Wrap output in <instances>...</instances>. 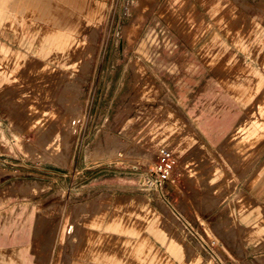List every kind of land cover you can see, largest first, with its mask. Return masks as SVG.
<instances>
[{"label":"rangeland","instance_id":"374dc122","mask_svg":"<svg viewBox=\"0 0 264 264\" xmlns=\"http://www.w3.org/2000/svg\"><path fill=\"white\" fill-rule=\"evenodd\" d=\"M44 1L0 0V264H140L145 236L171 264H264L234 216L264 225V139L236 130L264 111V0ZM115 214L139 233L104 230Z\"/></svg>","mask_w":264,"mask_h":264},{"label":"crops","instance_id":"0c3cea01","mask_svg":"<svg viewBox=\"0 0 264 264\" xmlns=\"http://www.w3.org/2000/svg\"><path fill=\"white\" fill-rule=\"evenodd\" d=\"M45 4H49L50 0H45L44 1ZM264 81V80H263ZM243 87H246V85H243ZM247 88V87H246ZM246 92L243 94V96H246V100H251V98H249V95H247L248 90H245ZM264 102V99H263ZM259 115L254 116V118H258L259 120H263L264 122V111L263 114H260V111L256 112ZM211 116H209L210 118ZM223 118L227 119L225 120H221L222 121V125L219 124V121H216V125H212L209 124V119L207 120L208 125H207V129L206 130V134L208 135L209 140H211L212 142H216V143H221V140L224 138L225 134L227 133V130L229 127V125H232L233 121H234V117L231 115H226L223 116ZM254 118L252 119V121L249 124H244V125H240L239 127H237L236 130H240L241 128L245 129L243 135L248 134L249 133V138L251 143H253V141L256 142V145H258L263 139H264V130H262L260 128V122L258 123V121L254 120ZM226 129V131H225ZM235 130V131H236ZM235 131L232 133L234 134ZM240 133V131H239ZM220 140V142H219ZM255 144L251 145V147L248 149L250 150L251 148L256 146ZM92 159V158H91ZM87 160H89L88 156H87ZM256 160V159H255ZM255 162V161H254ZM254 164V163H253ZM253 166V165H252ZM251 166V167H252ZM262 177L263 175L257 180L256 184H254L253 189H254V194L253 190H250L249 193L251 194V198H253L259 205H264V195L262 193V188L260 186V182H262ZM259 189V192H258ZM261 189V190H260ZM98 201H94V211H97L100 206L98 207ZM173 210L175 211V209L173 208ZM228 213V211H227ZM229 214V213H228ZM261 211H257L256 209L252 210V211H246L242 214H240L239 211H237V209H235L234 212V216L236 223H238V225L244 227V228H250L252 227V225L255 226L254 230L249 232V239L253 240L255 239V237H257L256 235H261V233L264 230V225L258 223L261 220ZM219 218H225V214H221L217 219L219 220ZM126 219L124 218L123 215L121 214H115L112 216V218L110 220H108L105 224H104V230H107V232H113V231H117L120 234L122 233H131V234H138L139 233V227H129L126 223H125ZM207 221L204 220V222L202 221V223H205ZM258 223V224H256ZM256 224V225H255ZM93 226L96 227H101L102 226V222L100 217H97L93 223ZM73 227L72 226H68L67 230H72ZM162 235V234H159ZM162 237V236H161ZM127 244L130 243V240L128 239ZM154 243L151 242V240L149 239L148 236L142 237L139 242H137V244L134 247L133 250V256L135 257L136 261H138L140 264H171V262L166 261L163 262V255L162 253L158 250H154ZM171 247L172 250L178 255H182L181 254V247L180 245L176 242L173 241L171 243ZM161 254V255H160ZM95 259H102L105 262H108L110 264H127L123 262V257L119 256L115 250L112 251H108L107 249H98L95 252ZM264 259V258H262ZM130 264V263H128Z\"/></svg>","mask_w":264,"mask_h":264},{"label":"built area","instance_id":"2783aa9c","mask_svg":"<svg viewBox=\"0 0 264 264\" xmlns=\"http://www.w3.org/2000/svg\"><path fill=\"white\" fill-rule=\"evenodd\" d=\"M175 173V156L173 151L167 147L163 146L159 150L158 159L154 165L153 174L155 175V180L152 182L153 186L162 188L163 183L173 180ZM216 241H212V245ZM209 246V245H208Z\"/></svg>","mask_w":264,"mask_h":264},{"label":"bare ground","instance_id":"6f19581e","mask_svg":"<svg viewBox=\"0 0 264 264\" xmlns=\"http://www.w3.org/2000/svg\"><path fill=\"white\" fill-rule=\"evenodd\" d=\"M81 115V114H80ZM79 115V117L77 118V122H76V120H73L72 122H74V125L73 126H71L74 130L77 128V126L76 125H79L78 123L80 122V120H81V116ZM79 121V122H78ZM75 122L77 123L76 125H75ZM71 129V128H70ZM78 130V129H77ZM71 131H73V130H71ZM73 135H75L74 133H72ZM154 168V167H153ZM152 168V169H153ZM151 169V170H152ZM161 196H163V193H164V191H163V188H159L158 189V191H157Z\"/></svg>","mask_w":264,"mask_h":264}]
</instances>
